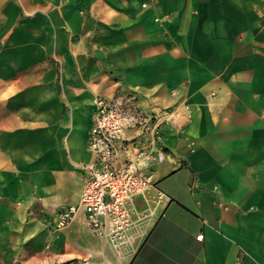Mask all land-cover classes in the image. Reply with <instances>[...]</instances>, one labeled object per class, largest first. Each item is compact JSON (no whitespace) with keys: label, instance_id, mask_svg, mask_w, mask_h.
<instances>
[{"label":"crops","instance_id":"crops-1","mask_svg":"<svg viewBox=\"0 0 264 264\" xmlns=\"http://www.w3.org/2000/svg\"><path fill=\"white\" fill-rule=\"evenodd\" d=\"M126 93L172 113L115 250L55 219ZM0 236L32 264H264V0H0Z\"/></svg>","mask_w":264,"mask_h":264},{"label":"built area","instance_id":"built-area-1","mask_svg":"<svg viewBox=\"0 0 264 264\" xmlns=\"http://www.w3.org/2000/svg\"><path fill=\"white\" fill-rule=\"evenodd\" d=\"M171 113L143 109L133 93L98 97L86 143L92 159L82 165L77 201L56 211L55 228L65 227L83 212L90 230L113 249L128 245L131 218L127 205L153 184L140 167L144 160H162L158 148ZM128 130L133 133L128 135ZM119 154L123 158L116 163ZM201 237V233L196 235Z\"/></svg>","mask_w":264,"mask_h":264},{"label":"rangeland","instance_id":"rangeland-1","mask_svg":"<svg viewBox=\"0 0 264 264\" xmlns=\"http://www.w3.org/2000/svg\"><path fill=\"white\" fill-rule=\"evenodd\" d=\"M26 247H14L12 241H6L0 236V264H32L24 261Z\"/></svg>","mask_w":264,"mask_h":264}]
</instances>
